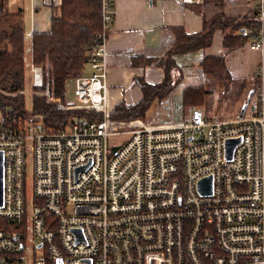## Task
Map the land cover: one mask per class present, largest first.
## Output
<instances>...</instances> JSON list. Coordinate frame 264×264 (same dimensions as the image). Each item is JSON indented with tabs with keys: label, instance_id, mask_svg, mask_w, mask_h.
I'll return each mask as SVG.
<instances>
[{
	"label": "built area",
	"instance_id": "2783aa9c",
	"mask_svg": "<svg viewBox=\"0 0 264 264\" xmlns=\"http://www.w3.org/2000/svg\"><path fill=\"white\" fill-rule=\"evenodd\" d=\"M255 7L256 26L240 35L261 53L256 86L245 111L231 117L187 108L178 124H124L128 131L119 132L106 85L110 0H100L88 73L75 79L77 105L40 91L44 69L32 61V99L103 119L74 118L57 131L0 113V264H264V0ZM36 44L33 37L34 55ZM119 134L127 139L111 144ZM206 177L210 194L198 190Z\"/></svg>",
	"mask_w": 264,
	"mask_h": 264
},
{
	"label": "trees",
	"instance_id": "16d2710c",
	"mask_svg": "<svg viewBox=\"0 0 264 264\" xmlns=\"http://www.w3.org/2000/svg\"><path fill=\"white\" fill-rule=\"evenodd\" d=\"M216 3L219 11L210 19L203 17L204 21L199 32L186 34L182 28H172L175 41L160 60L164 71L162 81L150 85L136 79L142 95L141 101L131 106L118 104L110 114L111 120L121 122L144 120L145 112L154 100L162 102L180 82L181 77L176 79L172 75L173 70L177 68L173 56L208 48L216 31L221 32V45L227 52L242 47L246 43L240 31L243 28L256 26V7L251 12L252 18H246L243 21L224 13L223 0ZM15 16L18 14H8L0 6V22L6 18L13 19ZM50 23L48 32L36 35L37 47L33 61L39 66H44L46 61L51 64L57 88L56 95L63 101L65 82L70 79L75 80L85 73L92 38L101 29L100 0H62L60 15L53 16ZM24 44L25 35L21 26L11 23L7 29L0 27V113L22 118L31 116L34 120H40L48 128L57 131L66 128L74 118H83L89 122L102 121L101 113L58 110L55 104L48 103L42 97L33 98L32 111H26L24 96L15 94L24 90L26 81ZM200 66L204 75V84L182 90V107H203L207 116L220 110L230 113L238 101L241 106L248 91L256 86L255 78L252 79V86L248 88H246V81L237 82L232 79L222 56L204 57ZM214 86L216 88L213 91ZM216 89L220 93L216 94L218 98L216 102H213ZM39 90L43 91L44 87ZM214 103L217 104L214 105Z\"/></svg>",
	"mask_w": 264,
	"mask_h": 264
},
{
	"label": "crops",
	"instance_id": "0c3cea01",
	"mask_svg": "<svg viewBox=\"0 0 264 264\" xmlns=\"http://www.w3.org/2000/svg\"><path fill=\"white\" fill-rule=\"evenodd\" d=\"M61 1L62 0H40L38 2V0H33V6H31L33 18H31L30 26L28 25L27 33L25 32V28L21 26L19 22H16L17 16L13 19L6 18L0 22V27L3 29H7L11 23L12 25L17 24L21 26L23 32H25L24 58L27 52H29L31 54V63L35 57L34 53L31 51V39L36 37L37 33L48 32L50 30L51 18L60 15ZM110 1L113 6V23L106 45L108 66L106 85L108 91V105L112 112L113 108L118 104L123 103L125 106H131L141 101L142 95L136 79L143 80L150 85L162 81L164 71L160 64V60L175 41L172 28H182L186 34H195L199 32L202 27V22L204 21L203 17L208 19L202 3L207 4V2L210 1L201 0V2L194 5H187L183 0ZM206 10L208 11L207 7ZM15 14L19 15L20 13L18 12ZM221 38V32L216 31L213 34L212 43L208 48L173 56V61L177 68L173 70L172 75L181 78L180 82L168 96L169 99L172 98L175 101L172 103V106L165 109L164 115H166L165 117L167 118L155 117L154 113L159 111L160 105L166 101L168 97L162 102L154 100L149 109L145 112L144 120H132L124 123L133 127L150 126L156 128H164L178 124L182 118V111L184 110L181 103L182 90L189 87H199L204 84V75L200 66L203 58L209 56H222L226 62V58L222 53L228 52L222 47ZM245 44L246 43H244V45ZM36 47L37 44L33 46V49L36 50ZM252 58L255 60L253 66H249L248 68L245 67L249 76L248 79L250 80L255 77L256 68L261 60V53L256 51L252 52ZM236 62L237 61L234 60V63ZM226 65L232 79L241 76L243 71L240 69V66L238 67L233 64L232 69L228 66L227 62ZM43 69L46 81V86L43 91L47 90L52 97L61 100L60 97L56 95L57 88L54 83L53 67L46 61ZM86 72L88 73L87 66L85 67V73ZM201 76L203 77L202 82L199 80ZM235 113L236 111L232 115ZM161 119H167L168 122Z\"/></svg>",
	"mask_w": 264,
	"mask_h": 264
},
{
	"label": "rangeland",
	"instance_id": "374dc122",
	"mask_svg": "<svg viewBox=\"0 0 264 264\" xmlns=\"http://www.w3.org/2000/svg\"><path fill=\"white\" fill-rule=\"evenodd\" d=\"M39 1L40 0H38V2ZM205 1H207V0H205ZM209 1L210 2H207V4L202 3V5L205 8L206 17H208L210 19V16H212L214 13H217L219 11V8L217 7L216 2H218L220 0H209ZM223 1L225 4V9L223 8L224 13H227L228 16L237 17L239 19H242L243 21L246 18L247 19L252 18L251 12H253V9L255 8V5L257 2V0H223ZM0 6H2L3 10L5 12H7L8 14H15V13L19 12L20 14L17 16L16 22H19L21 24V26H23L25 28V32L27 33L28 25L30 26L31 18H33L32 12H31V6H33V0H0ZM206 7L208 8V11L206 10ZM254 18L255 17H253V19ZM25 32H24V34H25ZM237 49H234V51L232 50L231 52H228V53L223 52L222 54H223V56H225L226 62L230 68L233 69V66H232L233 64L237 65L238 67L240 66V69L243 72L239 78H235V79L237 82L246 81V88H248V87L252 86L253 80L248 79L249 76L247 74L246 68H248L249 66H253V63H255V60L252 58V52H255V51H251L247 44H245L244 46L239 47ZM30 56H31V54L29 52H27V54L25 56L26 81H25V86H24V90H23L25 94H21L24 96L23 100H24V105H25L26 111H32V108H33L32 98L28 95V92H30L32 90L31 86H30V82H29V73H28L29 67L31 64ZM234 60H236L237 62L234 63ZM224 62H225V59H224ZM226 62H225V66L227 67ZM228 72H229V70H228ZM173 76L176 79L179 78L178 76H175V75H173ZM199 80H201V82H202L203 77L201 76L199 78ZM215 88H216L215 86L212 87V90L214 91ZM218 93H220V91L218 89H216L214 92V94H215L214 98L212 99L213 102H216L215 100L218 98V96L216 94H218ZM247 94H246V96H247ZM63 95H64L63 101H60V102H62V103L65 102L67 105H77L78 104L76 101V97H75V80L74 79H70V80H67L65 82ZM226 98H227V96H226ZM240 99L242 100V97ZM245 99H246V97H245ZM174 101L175 100H173L172 98L169 99V97H168L167 100L164 101L160 105L159 111L154 113V116L158 117V118H160V117L167 118V117H165L166 115H164L165 109L169 106H172V103ZM216 104L217 103H214V105H216ZM224 104H225V102H224ZM239 104H240V101H238L232 107L233 110L230 113H229V111L225 112L224 110H220L218 112L212 113L211 115H222L223 114L225 117H230L236 111V109L239 108V106H240ZM187 108H191V107H184V110ZM197 109L204 110L203 107H199ZM183 111H182V118H183ZM161 120L168 122L167 119H161ZM122 123L123 124L118 128V131L119 132H127L128 131L127 126L124 125L125 124L124 122H122ZM126 139H127L126 134H119L118 136L111 137L110 143L111 144H120L121 142H123ZM26 175H27V187L29 188L30 184H31V175H32L31 163L29 160H27V162H26ZM28 263H29V261L27 262V264Z\"/></svg>",
	"mask_w": 264,
	"mask_h": 264
},
{
	"label": "water",
	"instance_id": "95a60500",
	"mask_svg": "<svg viewBox=\"0 0 264 264\" xmlns=\"http://www.w3.org/2000/svg\"><path fill=\"white\" fill-rule=\"evenodd\" d=\"M252 94H253V90H249L245 101L240 106V113H243L245 111L246 105L249 102ZM237 142L238 141L236 140L227 142V145H226V158L227 159L231 158L232 151L234 147L236 146ZM198 190L202 194H210L211 193V178L206 177L200 180L198 183ZM1 196H2V162H1V157H0V205H1Z\"/></svg>",
	"mask_w": 264,
	"mask_h": 264
},
{
	"label": "bare ground",
	"instance_id": "6f19581e",
	"mask_svg": "<svg viewBox=\"0 0 264 264\" xmlns=\"http://www.w3.org/2000/svg\"><path fill=\"white\" fill-rule=\"evenodd\" d=\"M255 78V77H254ZM255 80H256V78H255ZM256 82V81H255Z\"/></svg>",
	"mask_w": 264,
	"mask_h": 264
}]
</instances>
